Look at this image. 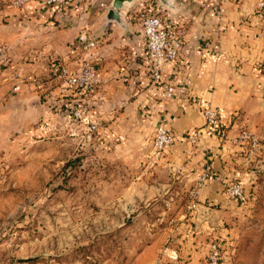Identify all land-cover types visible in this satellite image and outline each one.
<instances>
[{"label":"rangeland","instance_id":"rangeland-1","mask_svg":"<svg viewBox=\"0 0 264 264\" xmlns=\"http://www.w3.org/2000/svg\"><path fill=\"white\" fill-rule=\"evenodd\" d=\"M143 2L165 16L159 0L126 8ZM111 4L82 0L68 15L1 8L0 21L46 15L62 34L87 28L100 37ZM43 22L29 24L47 30ZM53 37L27 38L26 52L13 39L0 44V264H212L215 252L217 264H264V134L255 154L233 145L225 159L190 140L154 162L155 129L131 103L127 81L103 80L109 98L98 109L88 105L83 119L64 115L70 101L48 66ZM92 121L98 130L90 135ZM246 169L254 174L239 200L228 186ZM30 257L37 258L22 261Z\"/></svg>","mask_w":264,"mask_h":264},{"label":"crops","instance_id":"crops-1","mask_svg":"<svg viewBox=\"0 0 264 264\" xmlns=\"http://www.w3.org/2000/svg\"><path fill=\"white\" fill-rule=\"evenodd\" d=\"M175 1L176 8L172 10L164 6L165 16L162 15L167 24L175 25L183 33L179 60L163 71V78L175 83L174 96L166 100L159 98L160 88L151 79L140 24L133 17V10L125 7V27L116 23L106 25L102 20L103 29L98 35L103 43L96 50L97 87L89 107H103L109 98L103 80L111 78L112 83L123 84L127 81L135 96L131 103L141 107L151 131L161 120L166 121L176 151L188 148L190 135L196 133L195 141L208 143L217 151L216 155L225 158L227 147L241 146L235 138L243 127L250 128L257 135L264 134V81L259 71L264 57V33L257 10L258 0H223L224 12H220L215 4L204 6L202 0ZM46 18L49 19L46 15L32 21L16 18V22L12 20L15 17L10 18L16 25L0 21V44L9 45L8 40L13 39L12 43L22 44L26 52L29 50L27 38L46 36L52 39L54 36L49 49L52 55L64 56L72 42L66 43L70 39L67 34H74L76 38L82 29L73 28V32L62 34V29H52V19ZM39 21H45L40 25H48L49 30H39L29 24ZM46 49L40 47L38 51L44 54ZM60 95L63 99L66 97V101L76 99L67 91ZM207 105L219 108V121L214 127H208L204 122L202 111ZM196 151L198 155L202 153ZM216 161L217 158L215 165ZM229 168L234 170V167L227 166ZM243 174L237 179L246 184L254 172L246 169ZM217 193L218 187L215 186L210 196Z\"/></svg>","mask_w":264,"mask_h":264},{"label":"built area","instance_id":"built-area-1","mask_svg":"<svg viewBox=\"0 0 264 264\" xmlns=\"http://www.w3.org/2000/svg\"><path fill=\"white\" fill-rule=\"evenodd\" d=\"M82 0H9L1 6L4 13H14L13 11L29 10L43 8L53 13L62 12L67 14L80 9ZM204 6L209 4L217 5L220 12L225 11L223 0H202ZM150 3L141 5L133 9V17L140 24L144 38V49L146 57L149 60L151 79L158 84L159 98L166 100L172 98L176 92V86L173 81L163 78V71L168 65L175 64L181 55L183 46V33L173 24H167L166 19L156 12L147 8ZM0 8V9H1ZM257 10L260 15V21L264 33V0L257 1ZM12 11V12H11ZM68 15V14H67ZM65 17H59L60 22L66 21ZM93 36L92 33L84 28L68 46L67 54L52 55L49 59V70L57 76L64 90L75 95V100L65 103L64 115H70L71 118L78 121L85 116L90 100L97 87L98 70L96 50L102 43V38ZM5 48H0V53L5 52ZM260 75L264 81V57L259 64ZM264 85V84H263ZM205 125L214 127L219 121V108L213 105H207L202 111ZM98 130V123L92 121L88 133L91 135ZM197 134L190 135V140L195 141ZM174 141L170 129L165 120H161L155 128V134L152 141L153 153L152 159L156 162ZM235 142L244 145L252 152L256 153L260 149V138L250 128L240 129ZM204 178L211 173V167L207 166ZM228 192L231 196L243 200L247 195L244 182L233 181L228 186ZM217 253L213 257V263L217 264Z\"/></svg>","mask_w":264,"mask_h":264},{"label":"water","instance_id":"water-1","mask_svg":"<svg viewBox=\"0 0 264 264\" xmlns=\"http://www.w3.org/2000/svg\"><path fill=\"white\" fill-rule=\"evenodd\" d=\"M137 0H112V6L109 8L105 14V24L116 23L121 27H125V17L123 13V9L127 7V5H131ZM161 5L168 7L170 9H175V0H159ZM37 257H30L22 259L24 262H30L35 260Z\"/></svg>","mask_w":264,"mask_h":264}]
</instances>
